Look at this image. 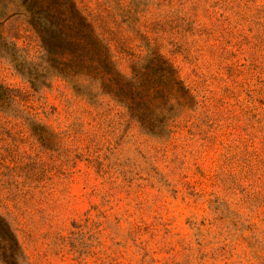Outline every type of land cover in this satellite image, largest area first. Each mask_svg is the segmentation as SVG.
<instances>
[{
    "label": "rangeland",
    "instance_id": "374dc122",
    "mask_svg": "<svg viewBox=\"0 0 264 264\" xmlns=\"http://www.w3.org/2000/svg\"><path fill=\"white\" fill-rule=\"evenodd\" d=\"M0 264H264V0H0Z\"/></svg>",
    "mask_w": 264,
    "mask_h": 264
},
{
    "label": "trees",
    "instance_id": "16d2710c",
    "mask_svg": "<svg viewBox=\"0 0 264 264\" xmlns=\"http://www.w3.org/2000/svg\"><path fill=\"white\" fill-rule=\"evenodd\" d=\"M158 59H160L163 62L165 68L167 70H169L171 75H172V84H173L174 88H173L172 92L169 94V96L166 99V101H173L172 104L174 103L176 105H181L180 99L182 97L177 96L176 93L183 86H181L180 80L177 79V76L175 74L174 68L166 60L162 59L161 57L158 56ZM84 62L87 63V61H84ZM97 63H99L98 60H92L91 61V65L93 67H95V64H97ZM99 68H100V66H96L95 70H98ZM97 73H98V71H97ZM99 76H100V79H101V82H100L101 86H109V85H111L110 88H109V94L110 95H118L120 97V102L124 105V107L129 112L133 113V116L136 117L137 120H140V116L139 115L141 114V112H137V108H135L133 106L134 99H132L130 97L131 94H126L125 93V89H123L122 87L118 86L116 83H113L112 78L108 77L107 74L105 76L104 74L101 73ZM183 91H184V96L185 97H189V94L187 93V90L184 89ZM106 92L108 93V90Z\"/></svg>",
    "mask_w": 264,
    "mask_h": 264
}]
</instances>
